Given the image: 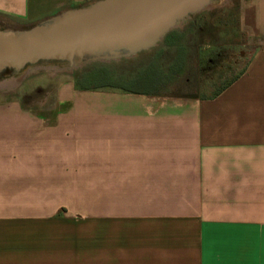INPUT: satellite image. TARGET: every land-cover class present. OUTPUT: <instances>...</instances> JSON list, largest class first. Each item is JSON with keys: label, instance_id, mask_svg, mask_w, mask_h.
<instances>
[{"label": "crops", "instance_id": "obj_1", "mask_svg": "<svg viewBox=\"0 0 264 264\" xmlns=\"http://www.w3.org/2000/svg\"><path fill=\"white\" fill-rule=\"evenodd\" d=\"M93 1L0 0V17ZM237 5L250 52L217 95L67 81L50 116L0 101V264H264V0Z\"/></svg>", "mask_w": 264, "mask_h": 264}, {"label": "rangeland", "instance_id": "obj_2", "mask_svg": "<svg viewBox=\"0 0 264 264\" xmlns=\"http://www.w3.org/2000/svg\"><path fill=\"white\" fill-rule=\"evenodd\" d=\"M240 0H218L211 8L201 11L185 19L172 30L183 33V29L197 18V27L183 33L188 47V65L180 73L173 75L170 82H165L157 90L159 95L175 99H187L193 96H207L226 84L234 74L240 71L250 52V47L242 45L248 35L242 31L241 14L238 11ZM32 24L22 25L8 22L0 17V30H25ZM162 41L155 47L138 52L131 57H120L117 60L90 62L81 67L69 69L64 63L49 62L26 66L14 71H0V101H19L22 107H28L38 117L53 115L56 104V92L63 82L74 81L84 69L95 64L110 66L123 73L133 72L134 69L148 62L158 49H163ZM244 57V59H243ZM160 69L165 75L159 74L154 66H141L137 81L149 88L154 80L166 78L168 61L160 57ZM137 72V71H136ZM135 72V73H136ZM170 76V74H168ZM93 91V90H91ZM70 226L60 227H92L91 223L78 222ZM69 224H71L69 222Z\"/></svg>", "mask_w": 264, "mask_h": 264}, {"label": "water", "instance_id": "obj_3", "mask_svg": "<svg viewBox=\"0 0 264 264\" xmlns=\"http://www.w3.org/2000/svg\"><path fill=\"white\" fill-rule=\"evenodd\" d=\"M218 0H95L25 30H0V71L58 62L74 69L155 47Z\"/></svg>", "mask_w": 264, "mask_h": 264}, {"label": "trees", "instance_id": "obj_4", "mask_svg": "<svg viewBox=\"0 0 264 264\" xmlns=\"http://www.w3.org/2000/svg\"><path fill=\"white\" fill-rule=\"evenodd\" d=\"M197 18H194L191 21L190 26L184 29L182 32L185 34L187 32L192 31L197 27ZM183 33H179L177 30H171L166 34L163 38V49H158L155 54L151 57V59L144 63L143 67L147 65L154 66V69L165 75V73L160 69L158 65V61L160 57H163L164 60L168 61V68L166 73V78L161 79L160 76L158 79L152 82V85L149 88L143 87L137 81L140 74L135 75L139 72L140 67L134 69L133 72L124 71L123 73L118 72L111 68L110 66L95 64L92 67H88L83 70V72L74 78V86L78 90H117L121 92L134 93V94H144V95H159L157 90L163 85L165 82H170V80L176 75V73H180L184 70V67L188 65V47L186 46L187 42L183 38ZM137 71V72H136ZM136 72V73H135ZM227 84L222 85L218 90L211 93L210 95H217L220 93ZM195 97V96H193Z\"/></svg>", "mask_w": 264, "mask_h": 264}, {"label": "bare ground", "instance_id": "obj_5", "mask_svg": "<svg viewBox=\"0 0 264 264\" xmlns=\"http://www.w3.org/2000/svg\"><path fill=\"white\" fill-rule=\"evenodd\" d=\"M4 86H5V84H0V88H1V87H4Z\"/></svg>", "mask_w": 264, "mask_h": 264}, {"label": "flooded vegetation", "instance_id": "obj_6", "mask_svg": "<svg viewBox=\"0 0 264 264\" xmlns=\"http://www.w3.org/2000/svg\"><path fill=\"white\" fill-rule=\"evenodd\" d=\"M189 26H190V24H188L187 26H184V27L188 28ZM186 28H184V29H186ZM184 29H183V30H184Z\"/></svg>", "mask_w": 264, "mask_h": 264}]
</instances>
